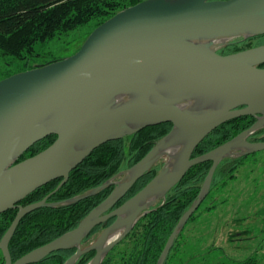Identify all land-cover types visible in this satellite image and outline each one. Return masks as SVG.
<instances>
[{"label": "water", "instance_id": "water-1", "mask_svg": "<svg viewBox=\"0 0 264 264\" xmlns=\"http://www.w3.org/2000/svg\"><path fill=\"white\" fill-rule=\"evenodd\" d=\"M222 34L244 38L264 34V0H142L96 26L75 53L0 79V213L18 207L0 239L4 264H30L69 247L76 251L65 264H74L91 250L95 254L88 264H100L157 202L148 205L141 203L143 199L153 194L164 197L192 166L211 161L197 199L164 246L157 264L164 263L174 238L208 192L218 163L234 150H264V141L247 140L264 126V67L259 66L264 63V44L220 54L202 42ZM132 91L138 92L136 98L115 101ZM190 98L210 99L209 103L216 99L218 104L205 111L183 108L181 103ZM240 116H254L257 121L210 151L192 156L209 133ZM161 122L171 123V130L126 171L127 176L137 168L125 182L121 183L126 176L107 180L66 201H47L95 148ZM173 133L163 147L185 139L173 169L168 170L166 162L138 192L108 211L153 166L152 157ZM52 134L56 137L50 145L16 162L34 143ZM55 179H61L59 184L41 200L18 205ZM109 184L115 185L112 192L75 228L11 260L9 242L26 214L74 202ZM112 218L91 245L80 247L95 227ZM122 225L126 228L117 238L99 247Z\"/></svg>", "mask_w": 264, "mask_h": 264}, {"label": "trees", "instance_id": "trees-1", "mask_svg": "<svg viewBox=\"0 0 264 264\" xmlns=\"http://www.w3.org/2000/svg\"><path fill=\"white\" fill-rule=\"evenodd\" d=\"M140 1L142 0H0V54L23 62L21 69L6 71L0 79L43 65L31 63V59L39 55L35 49L36 44L54 41L82 26H87L90 33L117 11ZM261 44H264V34L254 35L246 40L231 41L219 49L218 53H234ZM259 66L264 67V63ZM254 121V116H240L221 124L197 145L192 156L206 153L228 141L249 128ZM171 128V123L161 122L101 144L70 171L66 183L47 201L63 202L100 187L117 173L139 162ZM55 137L56 135L52 134L34 143L16 162L43 150ZM232 161L234 160L223 159L218 163L210 190L226 173L228 163ZM211 163L204 161L192 166L157 204L135 221L129 232L106 253L100 264H157L179 219L197 199ZM162 165L158 163L151 166L115 206L138 192L158 173ZM60 180L55 179L40 186L19 201L18 205L24 206L41 200L56 188ZM114 187V184H109L96 193L74 202L43 206L26 214L20 220L9 242L11 260L15 261L27 252L75 228L89 212L107 198ZM204 200L205 198L174 238L163 264H257L255 256H249L246 260H232L216 248H210L199 256L186 257V254H192L193 250L188 249L185 252L180 248L181 236L185 227L193 221ZM17 210L16 206L0 213V239ZM113 219L95 227L82 243L101 228L108 226ZM75 251L76 247L56 250L30 264H65ZM94 254V250L87 251L81 254L74 264H88ZM4 262L0 250V264Z\"/></svg>", "mask_w": 264, "mask_h": 264}, {"label": "rangeland", "instance_id": "rangeland-1", "mask_svg": "<svg viewBox=\"0 0 264 264\" xmlns=\"http://www.w3.org/2000/svg\"><path fill=\"white\" fill-rule=\"evenodd\" d=\"M88 34L89 28L82 26L54 41L36 44L35 49L39 55L32 58L31 63L45 64L75 53ZM250 37L238 36L229 42ZM224 46L215 49L218 51ZM22 66L23 62L0 54V77L6 71H17ZM256 121L257 118L254 123ZM247 140L263 142L264 126L252 132ZM241 152L234 150L223 158L234 161L228 163L226 173L217 184L211 190L209 188L193 221L185 227L180 248L185 252L188 249L193 250V253L186 254V257L199 256L210 248H216L232 260H246L249 256H255L257 264H264V150ZM167 160L163 154L153 165L158 163L164 165ZM128 169L117 173L109 180L115 182L123 179ZM162 198L160 197L155 204ZM100 232L81 242L80 247L91 245Z\"/></svg>", "mask_w": 264, "mask_h": 264}, {"label": "bare ground", "instance_id": "bare-ground-1", "mask_svg": "<svg viewBox=\"0 0 264 264\" xmlns=\"http://www.w3.org/2000/svg\"><path fill=\"white\" fill-rule=\"evenodd\" d=\"M237 37L238 36L234 35V34H222V35H216V36L202 38V42H204V43H206L208 45H211L212 47L215 48V47H219L221 45H224L225 43H227L230 40H233V39H235ZM137 94H138L137 91L123 93V94L118 95L116 97L115 101L116 102L128 101V100L136 98ZM209 100L205 101L204 99L201 100V99H198V98H190L187 101L181 103V106L183 108H185V109H190V110H193V111H205V110L213 109L218 104L217 102H215L216 99H212L214 101H212L211 103L208 102ZM261 118H259V119H261ZM173 136H174V133L166 141H164L162 143V145H161L162 149H160L152 157V161H155L157 158H159L160 156L165 154L166 157L168 158L167 163H166V168L168 170L173 169V167H174V165L176 163V160H177L182 148L185 145V139H181V140L175 142L174 144H172L171 146L163 147L164 144L168 143V141H170V139ZM136 170H137V168L128 171L127 172V176L121 181V183L125 182V180L127 178H129L131 175H133ZM160 197H161V195H159V194H153V195H150V196L146 197L145 199H143L141 201V203L150 205V204H153L154 202H156ZM125 228H126L125 225H122L119 228H117L114 231H112L108 235L107 240L104 243H102V245H100L99 247H102L103 244H105V246H107L111 241H113L115 238H117L123 232V230Z\"/></svg>", "mask_w": 264, "mask_h": 264}, {"label": "flooded vegetation", "instance_id": "flooded-vegetation-1", "mask_svg": "<svg viewBox=\"0 0 264 264\" xmlns=\"http://www.w3.org/2000/svg\"><path fill=\"white\" fill-rule=\"evenodd\" d=\"M116 204H117V203H116ZM116 204H115V205H116ZM115 205H114L113 207H111L108 211H110V210L114 209L115 207H117V206H115ZM109 220H110V219H109ZM107 222H108V221H107ZM105 223H106V222H105ZM100 225H101V224H100ZM103 228H105V227H103ZM103 228H101L100 231H102Z\"/></svg>", "mask_w": 264, "mask_h": 264}]
</instances>
